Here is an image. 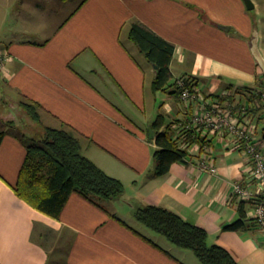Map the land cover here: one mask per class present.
<instances>
[{"label": "crops", "instance_id": "obj_1", "mask_svg": "<svg viewBox=\"0 0 264 264\" xmlns=\"http://www.w3.org/2000/svg\"><path fill=\"white\" fill-rule=\"evenodd\" d=\"M252 2L253 19L245 0H0V264H201L134 218L145 204L204 228L207 242L239 264H264L255 221L246 215L240 228H225L240 219L231 194L247 178L241 149L209 136L214 173L199 169L196 149L188 163L155 174L148 127L159 114L162 127L177 126L182 106L154 89L156 65L128 35L133 22L143 24L174 45L171 78L175 63L199 91L231 92L236 104L242 93L234 90L264 80L250 49L256 27L264 56V0ZM28 101L38 103L39 120L23 109ZM47 126L73 130L123 193L96 204L72 192L57 218L18 197L26 148L17 134L38 139Z\"/></svg>", "mask_w": 264, "mask_h": 264}, {"label": "trees", "instance_id": "obj_2", "mask_svg": "<svg viewBox=\"0 0 264 264\" xmlns=\"http://www.w3.org/2000/svg\"><path fill=\"white\" fill-rule=\"evenodd\" d=\"M128 35L146 59L156 65L154 89L167 90L179 97L174 81L170 82L169 65L174 45L139 22L131 24ZM191 77L195 81V77ZM250 88L264 90V80H258L255 86L242 87L235 91L244 95ZM233 95L231 92L223 95L206 94L207 97L229 104L234 101ZM248 99L251 104L249 114L258 123L259 133L264 136V100L260 98V94L249 95ZM241 104L239 100L236 107ZM22 106L31 119H40L38 103L28 101L22 103ZM163 123L164 117L159 114L151 125L155 132L153 140L156 147L152 152V165L156 175L166 173L174 162L188 163L192 160L194 155L182 147L183 142H196L201 151L202 145L210 141L199 134L198 137L191 138L194 129L189 130L187 136L182 138L174 122L162 127ZM5 132L0 127V142ZM17 137L24 144L26 154L13 190L36 210L57 218L72 192L96 204L98 202L95 199L110 200L123 193L124 185L119 179L108 175L82 153L80 139L70 128L47 126L38 139L19 133ZM244 203L240 202L238 205L240 219L226 225V229H238L243 225V219L246 218ZM133 215L137 221L163 235L172 244L191 250L201 264H239L224 246L207 242L204 228L185 220L164 206L145 204L137 208Z\"/></svg>", "mask_w": 264, "mask_h": 264}, {"label": "built area", "instance_id": "obj_3", "mask_svg": "<svg viewBox=\"0 0 264 264\" xmlns=\"http://www.w3.org/2000/svg\"><path fill=\"white\" fill-rule=\"evenodd\" d=\"M1 63V61H0ZM174 85L179 91L182 106L181 121L177 123V131L185 138L189 130L194 129L191 138L218 135L241 149L247 157V178L232 184V202L237 206L240 202L250 207L246 215L257 225L264 237V136L259 133V125L251 118L249 95H258L264 100V90L261 88L247 89L241 94L242 104L222 103L207 97L199 91L190 75H181L174 79ZM182 147L194 153L198 149L200 170L214 173L216 166L211 159L208 142L202 145V150L196 142H183Z\"/></svg>", "mask_w": 264, "mask_h": 264}, {"label": "water", "instance_id": "obj_4", "mask_svg": "<svg viewBox=\"0 0 264 264\" xmlns=\"http://www.w3.org/2000/svg\"><path fill=\"white\" fill-rule=\"evenodd\" d=\"M245 4H246V7L248 9H252L254 7L252 0H245ZM250 43H251L250 44L251 52H252L253 56L255 57L256 61L258 62V64L260 65V67L262 68V71L264 73V56L262 55V53L259 49L258 30L256 27H254V29H253ZM148 132H149L148 133L149 137L153 139L155 132H154L152 126L148 127Z\"/></svg>", "mask_w": 264, "mask_h": 264}, {"label": "rangeland", "instance_id": "obj_5", "mask_svg": "<svg viewBox=\"0 0 264 264\" xmlns=\"http://www.w3.org/2000/svg\"><path fill=\"white\" fill-rule=\"evenodd\" d=\"M248 11V13H250V15H251V17H252V19L253 18H255V9L254 8H252V9H249V10H247ZM180 69H182L181 67H178L175 63H172V70L174 71V73H173V75H172V78H171V81H174V79L176 78V77H178V76H181V71H180ZM235 91V90H234ZM161 93V92H160ZM164 95V94H163ZM165 96V95H164ZM239 96V95H238ZM237 96V97H238ZM233 103H235L234 101H233ZM37 129H39L38 127H37ZM192 255V254H191Z\"/></svg>", "mask_w": 264, "mask_h": 264}]
</instances>
